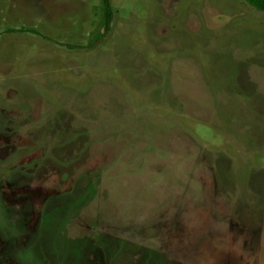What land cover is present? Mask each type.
Segmentation results:
<instances>
[{
	"label": "rangeland",
	"instance_id": "374dc122",
	"mask_svg": "<svg viewBox=\"0 0 264 264\" xmlns=\"http://www.w3.org/2000/svg\"><path fill=\"white\" fill-rule=\"evenodd\" d=\"M109 2L0 0V264H264V12Z\"/></svg>",
	"mask_w": 264,
	"mask_h": 264
},
{
	"label": "trees",
	"instance_id": "16d2710c",
	"mask_svg": "<svg viewBox=\"0 0 264 264\" xmlns=\"http://www.w3.org/2000/svg\"><path fill=\"white\" fill-rule=\"evenodd\" d=\"M256 10L264 12V0H243ZM103 16H104V30L107 31L111 19V6L109 0H102Z\"/></svg>",
	"mask_w": 264,
	"mask_h": 264
}]
</instances>
